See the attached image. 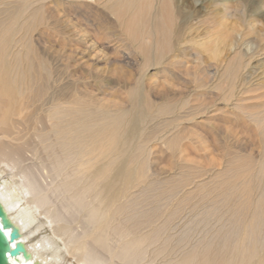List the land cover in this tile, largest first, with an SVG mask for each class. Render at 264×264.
<instances>
[{"label": "bare ground", "instance_id": "obj_1", "mask_svg": "<svg viewBox=\"0 0 264 264\" xmlns=\"http://www.w3.org/2000/svg\"><path fill=\"white\" fill-rule=\"evenodd\" d=\"M81 1L89 7L101 5L115 16L122 27L119 30L142 51L143 64L160 62L180 45L181 31L175 28V14L166 2L156 9L155 0ZM257 2L264 6V0ZM63 3L66 1L0 0V203L18 229V240L27 254L9 257L10 262L264 264V164L255 184L247 178L258 164L251 153L222 167L216 173L223 177L212 185L181 171L156 177V171L149 168L148 143L159 139L175 147L180 138L168 136V129L158 136L157 129L146 131L144 122L152 115L147 111L152 110V102H147L141 90H130L136 103L108 110L86 93L77 97L75 88H55V80L46 86L53 65L45 59V51L32 43L39 45L36 33L40 38L48 30L65 32L57 9ZM219 10L224 17L226 8ZM100 18L91 24L105 28L108 22ZM232 38L217 36L212 50L216 60L223 47L235 51L236 39ZM204 44L207 42L201 46ZM253 49L246 45L226 60L217 81L226 103L223 107L232 98L242 100L241 93L263 86L250 76L255 68L252 59L259 51ZM170 105L158 106L154 113L168 114L173 110ZM258 106L262 105L239 110L246 108L264 118ZM38 149L44 156L40 165L44 178L30 166ZM31 151L33 157L27 154ZM205 189L215 191V196L212 204L204 206L205 200L202 206L198 195ZM51 193L58 196V206L50 199ZM211 217L217 227L209 229L211 235L202 234L197 224Z\"/></svg>", "mask_w": 264, "mask_h": 264}, {"label": "rangeland", "instance_id": "obj_2", "mask_svg": "<svg viewBox=\"0 0 264 264\" xmlns=\"http://www.w3.org/2000/svg\"><path fill=\"white\" fill-rule=\"evenodd\" d=\"M65 1L61 7L57 6L61 14L58 13V17L64 24L59 22L64 25L65 32L48 30L41 34L42 38L36 36V33L34 38L40 40L39 45L32 43L45 51V59L49 66L53 65V77L48 76L45 79L46 86L55 80V88H75L77 97L86 93L100 102L102 107L108 106V110L136 103L137 97H132L130 90L135 89L137 93L141 90L140 93L147 98V102H152L151 108L154 111H147L155 115L146 118V131L157 129L158 136L168 129V136L178 135L180 138L175 147H169L159 139L150 140L149 168L156 171L157 175L154 176L166 177L174 172H182L188 174L189 178L194 177V180L212 185L213 181L222 176L216 173L222 167L233 158L243 159L251 153L258 160V164L247 174V178L251 177L256 184L258 170L264 164V122L259 123L258 120L264 118L259 119L254 111L250 113L246 108L257 104L262 105L258 107L264 111V6H259L258 0H230L226 3L222 0H155L153 8L160 9L162 4L167 3L174 12V26L181 31V42L180 45L175 44V51L164 54L160 62L157 61L154 65L143 64L142 51L137 45L132 46L130 38L122 33L123 30H119L122 27H119L115 16L104 7L95 4L89 7L81 0ZM224 4L226 15L222 17L219 9L225 10ZM100 17L108 22L105 28L91 24V20L101 19ZM66 27L71 29L67 30ZM219 34L232 35L236 39L234 52L249 44L253 50H259L257 58L252 59L255 68L250 76L263 85L254 91H242L240 98L243 99L234 102L235 99L232 98L226 101V107H223L226 104L223 95L217 90V81L226 60L234 52L229 47H223L219 54L220 60L215 59L212 50L217 44ZM227 38L228 36L224 37V45L228 42ZM202 42H207L204 44L206 48L201 46ZM42 43L47 44L46 49ZM115 61L117 62L114 65ZM246 86L248 85L245 88ZM166 103L173 107L172 113L171 110L164 115L154 113L155 108L165 106ZM240 107L246 108L240 111ZM30 153L32 151L27 153L28 156L33 157L34 153ZM43 158V152L38 149L30 161V166L37 170L39 178L46 177L45 171L40 169ZM43 180L46 183L49 178ZM189 186L191 185L187 187ZM214 192L207 189L200 191L201 195L198 196L201 198H198L201 199L202 206L205 200L204 206L213 203L211 199L215 196ZM53 194H49L50 199L58 206L59 198ZM201 205L198 209H201ZM217 208L222 207L219 205ZM214 217L207 220L209 222L197 224L202 234L211 235V229L217 227H213ZM221 226L218 224V227ZM194 233L195 231L191 234Z\"/></svg>", "mask_w": 264, "mask_h": 264}, {"label": "water", "instance_id": "obj_3", "mask_svg": "<svg viewBox=\"0 0 264 264\" xmlns=\"http://www.w3.org/2000/svg\"><path fill=\"white\" fill-rule=\"evenodd\" d=\"M6 229H9L8 233L5 232ZM18 236V229L13 226L0 203V264H12L9 257H14L19 254L24 257L27 256L25 247L23 243L18 240Z\"/></svg>", "mask_w": 264, "mask_h": 264}]
</instances>
